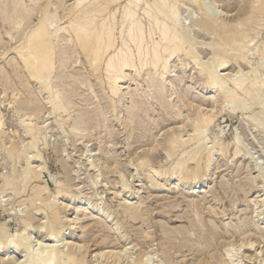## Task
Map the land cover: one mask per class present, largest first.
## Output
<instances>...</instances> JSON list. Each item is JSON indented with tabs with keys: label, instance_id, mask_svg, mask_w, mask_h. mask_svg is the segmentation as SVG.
Returning a JSON list of instances; mask_svg holds the SVG:
<instances>
[{
	"label": "rangeland",
	"instance_id": "obj_1",
	"mask_svg": "<svg viewBox=\"0 0 264 264\" xmlns=\"http://www.w3.org/2000/svg\"><path fill=\"white\" fill-rule=\"evenodd\" d=\"M0 1H4V0H0ZM43 1L45 0H42L41 2ZM53 1L54 2L59 1L58 5L60 6V8H58L59 10L56 11L57 14L56 13L54 14L55 6H53L54 8H52L53 9L52 14L54 15V18L56 17V20L59 22V23L57 22V24H54V26H56L61 23L63 24V22L65 21V19L60 16V15H64V9H65L64 7L66 6L69 7L70 4H72L75 0H56V1L53 0ZM249 1L250 0H204L202 1L203 3L200 2L199 4H196L193 0L177 1L176 10L178 8L179 10L177 11L179 12L176 11V14L178 13V16L177 15L176 16L182 19V20L179 19L181 21V24L185 25L188 28L187 30H190L189 33L191 35L189 36L190 37L192 36L191 39L196 41V45L195 48L192 49L193 51L192 53L193 54L196 53L195 55L196 57H198L197 61H199L200 63L197 61L196 63L192 62L184 70H182L180 60L184 59L185 56H180L179 58H175L174 60H171L169 62L170 63L169 68L171 66L170 69L173 72H171V74L168 75L169 76L168 78L173 79L176 76L180 78L179 80L175 81L179 93L174 94L173 96H171V98L168 97L171 100L170 99L166 100L165 98L163 104L166 103L168 105H163V106L162 104L159 105L160 101H157L158 103L157 102L155 103L154 101L149 100L150 101L149 102L147 98L146 100L143 97V99H145L146 102L142 104L144 105L143 106L144 108L141 107L143 108L141 110H144L145 106L147 107L146 109L149 108L148 112H150V117H146L147 118V120H145L146 122L145 121L141 122L142 120L140 118H137L139 122H137L138 120L136 119L137 123L135 122L134 124L132 123L133 126L135 125L139 128L141 125H143L144 130H142V132L140 130L138 131L136 130V132L139 134L135 132L133 135L131 134V136L125 134L126 131L130 128V126L126 127L125 124L122 125L123 122L122 119L123 118L125 119L127 117L126 115L127 113L129 115L128 109L129 108L131 109L130 106L132 105L131 94H129L128 97L126 96L127 98L124 99V102L122 104L119 102L116 103L117 110L119 109L122 113H120L119 110L114 111L112 108L110 109V107L107 106L109 103L108 104L106 103L108 101L106 98L107 97L106 92L108 90H102V85H100L98 79L96 80L95 77L91 78V81L89 82L90 79L87 77L88 75L85 74L86 70L85 68H83L84 66H82L79 61L82 59L81 57H79L81 59H78L76 57V62L74 63H76L77 65L76 64L73 65V63H71L73 67L71 66V64L68 67L70 72L73 71L75 73V76L76 77L78 76L77 79L80 80V78L82 77L81 79L85 80L88 78V83H87L88 86L80 85L79 83L80 81L78 80H76L77 82L75 81L73 82L72 78L67 79L68 83L70 82L68 85L70 88L67 86V90L70 91L69 98L71 97L72 101L76 99V101H74L76 107H74L73 106L74 104H72L69 106V108L70 107L71 108L69 109L68 112L66 111L65 113L63 112L62 114L60 112L55 111L53 112V114L52 113L49 114V112L47 111L48 107L46 108L45 105L46 103L45 98L47 97L46 91H42L43 92L42 93L41 90L38 89L35 83L29 84V82L24 81L25 80L24 77H23L24 79L22 78L23 79L22 80L20 77H16L15 75H13L14 73L11 64L12 63L11 57L13 56L14 53L13 52L8 53L7 51H5V54L7 53L6 54L7 58L0 57V68L3 69V71L2 70L0 71L3 73L11 72L10 76L13 80L12 81L13 85L16 84L18 86H21L20 88L23 91L25 89L24 87L30 86L34 94L36 92L37 95L36 94L35 95L38 96L37 98L40 99L41 104L42 103L44 104V107L38 111L39 113L36 112V116L37 115L38 116L37 119L35 116L34 123L36 122L40 124L41 127L43 126V129L40 130V132L37 134L36 140H33L29 138V136L25 132L23 125L19 122L22 118H24V115H22L24 113V110L23 111L20 110L19 103H17V105L10 103L11 99L13 98L12 90H10V88L9 89L7 88L6 89L7 94H6L4 92L3 85L0 84V222H4L5 225L8 228H10L11 232L13 231L26 232V230H24L25 229L24 227H26V223L29 220H24V219H29L31 217H34L33 220L35 222L33 223L34 228L30 230V233H32V235L29 234L31 235L30 246L31 247L34 246V248L36 249L39 248L38 241H41L40 238L41 239L43 238L42 242H44V244L48 242L46 245H50L49 243H51L52 247L57 245V242L59 244V240H58L59 238L58 239L55 238L56 240H53L54 238L52 239L48 235V231L46 229V225L48 222V210L46 209L45 206H43L44 205L43 201H38L37 203H34V205H31L30 200L27 199L32 193V187L37 182L34 180H29L30 183L28 184L27 183L28 180L24 177L25 173L23 174L22 172L23 170H25L24 168H26L25 166L27 165V162L33 161L36 157L35 155L38 154L42 156L43 164H45L44 166H46L45 169L42 170V178L40 180V183L46 182L47 184L46 186L48 187L49 192H51L50 194H46V195L44 194V197L49 195V197L52 198L51 195L57 193L58 183L60 181H67L71 185V188L73 190L78 187L76 190L79 189L81 191V194H77V196L79 195V197H82L84 195L85 196L84 198L90 200L95 206L99 204V206L101 205V207H104V210L101 212L99 211L98 208H93L89 212H85L82 205H80L78 202L76 203L77 204L76 215L79 217L81 224L84 226L83 237H85V239L90 242L89 244L91 246V249L89 248L90 250L88 249V253H87V257L88 258L90 257L89 260H92L91 264H95L92 255L94 254L93 251L95 250V248H97V246L103 244V245H107V247L113 246L116 250L118 249L120 250L121 244L124 242L128 244L127 246L129 247L130 250L129 252L130 253L132 252L131 254L133 255L132 257H136V255L141 251V249L142 251H145L146 249L148 250V248L149 250H154V251L156 250L155 253H153L152 255L153 259L150 260L149 262L150 264H155V263L160 264L161 262L163 264L167 263V256L164 253V250H166L167 247L169 250L171 248L173 249V250L171 249L170 251L173 258L172 264H196V262L200 260L199 259L201 258L200 255H202L203 252H204L203 257H206L208 254L210 255V251L211 254L212 252L215 251L217 253L218 251L214 249H217L218 245L216 248L215 246L218 242L219 244L227 243L224 247H222L223 253L226 254V252L230 250L232 251L233 254H237L236 256H234L233 259H239V257L246 254L249 256L253 255L254 257V254L258 253L259 256H263L264 255V250H263L264 249V237H263L264 236V178H263L264 177V104L262 105V103H264V59H263L264 57L260 55V53H262L260 50L261 49L263 50V48L260 47H262L263 46L262 44H264L263 43L264 13L258 12L259 15L257 13L258 17L257 16L256 17L259 18V21L260 23H262L263 26L261 25L259 26V28H256L255 30H254L255 27L253 22L245 23L244 21V24L239 23L240 21H243L242 19L246 15L245 14L246 9H244L245 7L244 5L246 6L251 5L249 4L250 3ZM261 1L264 3L263 0H260L259 4L257 2L255 3V5H260ZM24 2L33 6L31 0H24ZM125 2H123L121 5L118 6L119 8L117 9L118 21L121 18V11ZM217 10L219 12H217ZM204 12L207 13L209 12V14L213 15L212 17H215L217 21L220 22L224 21L223 23H228L231 25L233 22V27L237 25L236 27H238L239 32H241L240 30L247 31L248 35L247 34L246 35L248 37L254 36L253 37L254 39L256 37L255 40H252L253 45L251 44L252 42L250 41L251 37L248 38L247 36H245L247 39L246 40L244 37L245 34L243 36L241 35V37L234 35L229 37L231 34L230 35L224 34L225 36L222 34L223 35L222 36L220 33H218L216 29L215 30L213 29L214 32H212V28H215L213 27L214 25L212 23L211 25H208L204 29L201 28V30L196 29L197 28L196 24L194 26L190 25L192 26L190 27L189 23L191 24H194L195 22L196 23L199 22L200 24L202 23L199 20L201 17H203ZM37 14H39V12L35 11V13L30 19V23L34 24L39 21L40 14L39 15ZM138 14L142 16V11L140 10ZM239 16H241V18ZM58 17H60V20L58 19ZM238 19L241 20H239L238 22ZM143 21L148 29L150 27L149 20L147 18H143ZM193 21L195 22L192 23ZM3 28H5V30L9 29L8 26H4ZM13 32L15 36H18L17 30ZM219 35H221L222 37ZM224 37L226 39L228 38L227 39L228 41L230 42L232 41L230 45H229L230 42L227 43L228 41ZM235 37L236 39H234ZM221 38L222 40L227 42L224 43L221 40ZM242 38L243 40L241 41H243V43L239 42L240 41L239 39ZM8 40L9 38L7 39L5 38L4 43H7ZM198 40H202V41L199 42ZM235 40L237 41L235 42ZM244 40H246L251 45L248 48V49L251 48L250 51H252L249 52V59L251 57L250 60L253 61L240 63L241 64L240 65L238 62H235V60L237 61L239 52L242 54V51H245V50L241 51V49L246 48V46L248 45V44L246 45L247 42L245 41L246 42L245 43ZM15 42L16 39L11 41L9 44L15 46L14 45ZM233 42L237 43L238 45L243 44L242 45L243 48H241V45L238 46L237 44L236 45L233 44ZM1 46H0V55L1 53L4 54L3 50H5L4 48L6 47V46L3 47ZM223 46H225L226 48ZM233 46H238V50L240 51H237V49L235 50L236 52L233 51V49H235L233 48ZM214 48L216 49V51H218V49L220 51L216 53L214 52L215 51ZM224 48L226 50L225 52H224ZM227 50L228 51L230 50L229 51L230 54H228ZM220 52H222L223 54L221 53L220 55ZM217 54L219 55V58ZM233 55L236 56L238 55V56L236 58V56ZM262 55L264 54L262 53ZM222 56L227 57V58L223 57L226 58V60L225 59L224 60L227 61L226 63L227 66L225 65H224L225 67L216 66V71L218 75L221 74V76H227L229 78L231 82L228 81V87L235 90L236 86L238 87L239 84L238 82H235V79L239 78L237 76L240 75L243 78L245 77L246 82H248L252 86L254 92L258 91L259 96L261 98L257 95L258 98L256 97L255 100L249 99L250 97L248 98V96L247 99L245 98L244 94L238 93L242 97L237 95L239 97V98L237 97L238 99L236 98L237 100L234 98L235 100L232 99V100L224 101L221 99L219 101L215 97L216 92L214 91V89L204 87L202 83L207 75V71L210 70L209 69L210 67H212L211 69H215L214 64L217 65L219 63V60H221L220 58H222ZM230 57L232 58V60H230L231 59ZM195 64H197V66ZM64 69L65 68H63V70ZM199 71L201 73H199ZM1 72L0 75L3 74ZM77 72L83 73L84 76L86 77L84 78L83 74L80 75ZM225 72L226 75H223L225 74ZM254 72L256 74L258 73L260 76H258V74L256 75ZM72 74L69 73V76H71ZM130 74L131 75L129 77H131L134 74V72L132 71L130 72ZM230 76H232L231 79ZM256 76L257 78H261V79L257 81L258 79L255 78L257 80L254 79L256 82L253 80L254 83L253 85L252 81L250 82V80H252ZM129 77H127L124 80L126 81L125 83V87H127L126 90L127 91L131 90L132 92L135 93L136 91L135 90L133 91V89L138 87L137 82L134 79L129 80L128 79ZM17 78L18 80H16ZM59 79L60 78H58L56 75V77L53 79V82L55 81L59 82L60 81ZM19 82H21V84ZM92 83L93 85H90ZM143 85H145V89L143 87L141 91L148 90L147 84L143 83ZM72 86H76L75 89H71L73 88ZM80 86L83 87L80 88ZM90 86H94L95 88L93 87V89H96V91L93 90L92 87ZM168 89L171 88L169 87ZM262 90L263 92H261ZM170 91L168 93H170ZM259 91L261 92V94ZM73 92H75V95ZM71 93L73 95H71ZM165 95L166 94L164 92L163 96L166 97ZM184 95L186 97H190L191 99L186 98V100L183 101L181 98ZM136 96L138 97V95ZM18 97L19 96H17L16 98L14 97V99H18ZM85 97L88 99V101H86L88 103H83L85 101L81 100L84 99ZM187 101L191 103L193 102L196 106L197 105L202 106V108L203 109L205 108V110L208 112L211 109L214 111L217 110L220 111L215 122L211 125V127L207 131V135H208L207 143H210L208 144L209 146L212 145L211 142L213 141L211 140H214V137L216 135L222 134L223 136L220 135L221 136L220 140L224 144L228 153L226 156H223L218 151L214 152L213 154L214 156L212 158L213 164L211 163L210 166L211 170L207 175L208 177L205 180L201 181L195 187L194 186L187 187L185 185L173 183L168 176L167 177L162 176L156 179L154 178L155 180L149 181L150 180L149 174L152 173L146 171L149 165L154 168H157L160 165H163V162L166 159L164 158L165 152L162 149L163 146L161 145L162 147L160 146L156 148L158 152L150 151L149 154L151 155L149 156L150 159L149 165H147V163L146 165H144V163L141 164L142 161L137 159L138 161H140L139 164L138 161L135 160V158H139L138 155L140 156L142 152L144 154V152L147 149L154 147L153 145L157 143V140H160L161 138L162 139L165 138L164 137L165 132L168 130L171 131L172 129L180 128L179 130L182 129L181 133L183 134L182 135L183 138L184 139L188 138L189 133L186 132L188 130V127L186 128V126H188L192 122L193 120L192 116H194V110L193 107L191 108V103H188ZM254 101L257 102V104ZM99 102L103 103V106L97 109L96 104H98ZM148 103H150V106ZM245 103L247 106L245 105ZM241 105L245 106V108L242 109ZM80 106L82 109H79ZM77 107H79L78 111L80 112L77 111ZM18 108L19 110H16ZM88 108L89 110L94 111L90 113V115L92 116L91 122L93 120L97 121L101 119L102 120L101 126L100 125L95 126L88 130H82V131L80 129H79L80 131L78 129L72 130L77 119L80 120L81 117L84 116L87 113V111H89V110L86 111V109ZM190 108L192 111H190ZM82 110H85L86 112ZM135 110H137V108ZM98 111H100V113ZM76 113H78L79 115ZM117 114L118 116H122L119 117V119L121 120L116 119L117 117L115 116H117ZM76 115L79 117H77ZM95 117H98L97 120ZM164 118H171V120L170 119L164 120ZM63 120H65L66 122L64 123ZM107 125L108 127L109 125L112 126L114 128V131L116 132L112 137L109 136V134H107L108 131L105 130L107 128ZM183 126H185V128ZM145 127L147 128V130L145 129ZM239 135L240 136L247 135L248 137L247 144L244 147V153L245 155L247 154L248 156H250L249 159H247V157L245 156L234 158V156L232 155L234 143L236 142V139L237 137H239ZM111 139L113 141V145H111L112 147L109 146V140ZM33 144L34 145L37 144V145L34 146ZM14 146L16 149H14ZM186 148H189V145ZM19 151L22 152L23 154L20 153ZM26 153H28V155ZM9 154L12 157H10ZM134 154L137 157H135ZM130 157H132L133 159ZM92 160L95 163H93ZM116 161L118 162L117 164L119 168L116 167L117 165ZM91 163L93 164L90 165ZM34 164H39V163H34ZM94 164H96L97 166ZM104 165H106L105 166L106 168H103ZM188 165L190 167L193 166V164L191 163H189ZM110 166L111 169H109ZM22 181L25 182V184L24 183L22 184L21 183ZM123 182L126 184V186L129 184L127 187H125V189H123L124 187L123 188L121 187ZM78 191L75 192L78 193ZM54 198L55 197L53 196L51 200H53ZM138 200L144 202L143 207L144 209H146L145 211H147L149 214L147 220H141L140 218L139 219L129 218L131 213L137 211V206L139 204ZM194 202L199 203V206L196 210L194 209L195 207L193 206ZM255 209L258 210L260 209L259 211L261 213V216L258 217L259 220L258 218L256 219L252 218L253 211ZM108 213L112 215L110 218L107 217ZM239 229L242 230V232H244V230L245 231L247 230L246 231L247 233L245 232V234H243ZM145 233L147 234L150 233V234L149 236H147V234ZM103 235L108 236V241H110V243L107 242V244H105L106 242H104ZM244 237L245 239H251L253 242H255V245L253 246L247 245L245 247L241 246L242 239ZM221 239H223V242H221L222 241ZM162 240H165V243L163 244L164 246L161 243ZM215 240H218V242H216ZM259 241L262 242L260 243ZM179 246L182 248V250H178ZM125 257L127 258V256ZM247 260H246L247 262L246 264H254V262L255 264H257V262L258 264H261V262L262 264H264V259H261V261L260 259H256V260L253 259L252 261L250 259ZM119 263L121 264L122 260H120ZM226 263L230 264V261ZM7 264L10 263L7 262ZM64 264H70V263L65 262Z\"/></svg>",
	"mask_w": 264,
	"mask_h": 264
},
{
	"label": "bare ground",
	"instance_id": "obj_2",
	"mask_svg": "<svg viewBox=\"0 0 264 264\" xmlns=\"http://www.w3.org/2000/svg\"><path fill=\"white\" fill-rule=\"evenodd\" d=\"M31 1L33 3V6L24 2V0L0 1V14H1L0 15V46L1 45H2L1 47L6 46L4 48L5 50H3L4 54L1 53L0 57H6L7 53L5 54V51H7L8 53L9 52L14 53L13 56L11 57V62H12L11 64H12L13 73H14L13 75H15L16 77H20L21 79L24 77L25 78L24 81L29 82V84L35 83L36 86L38 87V89L41 90V92L46 91L47 97L45 98L46 99L45 105H46V108L48 107L47 111L49 112V114H51V113L53 114V112H55V111L60 112L62 114H63V112L64 113L66 111L68 112L69 109L71 108V107L69 108V106L75 103L74 101H76V99L74 101H72L71 97L69 98L70 91L67 90V86L69 85L70 82L68 83L67 79L72 78L73 82L74 81L77 82L76 80H78V81H80L79 82L80 85H87L88 78L90 79L89 80V82H90L91 78L95 77L96 80L98 79L100 85H102V90H108L106 92L107 93L106 98L108 100L106 103L107 104L109 103L107 106H109L110 109L112 108L114 111L117 110L116 103L119 102L122 104L124 102V99L127 98L129 94H131L132 105H130L131 109L130 108L128 109L129 115L127 113L126 114L127 117L125 119L124 118L122 119V121H123L122 125L125 124L126 127L130 126V128L126 131L125 134H128V136H131V134L133 135L136 132V130L137 131L140 130L141 132H142V130H144L143 125H141L139 128L135 125L133 126L134 122L135 123L139 122V120L137 118H140L142 120V121L141 120L140 121L143 122V121L147 120L146 117H150V112H148L149 108L146 109L147 107L145 106V109L141 110L144 108L143 107L144 105H142V104L144 102H146L147 99H148V101L149 100L154 101L155 103L157 101H160L159 105L162 104V106H163V105H168L166 103L163 104V101L165 100V98H166V100L167 99L169 100L171 98V96L179 93L178 87H176L177 84H175L176 83L175 81L179 80L180 78H178L177 76L173 78L174 80L168 78L169 77L168 75L171 74V72H173L170 69L171 66L169 68V64H170L169 62L171 60H174L175 58H179L180 56H185L184 59H181L182 61L180 60L181 69L184 70L189 64H191L192 62L196 63V61L198 60L197 59L198 57H196V55H195L196 53L195 54L192 53L193 52L192 49L195 48L196 41L191 39L192 36L191 37L189 36V35H191L189 33L190 30H187L188 28L185 25L181 24L180 20H182V19L177 17L178 13L176 14V11L179 9L177 8V10H176V4H177L178 0H75L72 4H70L69 7L68 6L64 7L65 8L64 9V15H60V16L63 17L65 19V21L63 22V24L61 23V24H58L56 26H54V24H57L58 21L56 20V17L54 18V15L52 14V10H53L52 8H54L53 6H55L54 14L55 13L57 14L56 11L59 10L58 8H60V6L58 5L59 1L58 2H54L53 0H45L43 2H41L42 0L41 1L40 0H31ZM193 1L196 4H199L200 2H202L204 0H193ZM39 2H41V3H39ZM123 2H125V4L122 7L121 18H120V20H119L120 22H119L118 17H117V14H118L117 9H119L118 6L121 5ZM249 2H250L249 4H251V5H248V6L244 5L245 7L243 6L244 9H246V13H245L246 15L243 17V19H242L243 21L239 22V20H241V19H238V22L242 23V24H244V21H245V23H247V22L252 23L253 22L254 27H255L254 30H255L256 28H259V26L262 25V23H260V21H259V18H257L258 17L257 13L258 12L264 13V3L261 1L260 5H255V3H257V2L259 4L260 0H250ZM178 5H177V7H178ZM188 6H190V5H188ZM140 10L142 11V16L138 14V12ZM35 11L39 12L40 18H39V21L37 23L32 24V23H30V19L33 16V14L35 13ZM177 12H179V11H177ZM217 12H219V11L217 10ZM39 14H37V15H39ZM258 15H259V13H258ZM212 16L213 15L209 14V12L208 13L204 12L203 17H201V18L199 17L200 18L199 21L202 22L201 24L199 22L196 23L195 21H193L192 23H194V22L195 23L194 24L189 23V26L190 25L194 26L196 24L197 28L196 27L195 28L201 30V28L204 29L208 25H211V23H212L214 25L213 27H215V28L211 27L212 32H214L213 29L214 30L216 29L218 31V33H220L221 35L222 34L223 35L224 34L225 35L231 34L229 37H231L232 35L240 36V37H241V35L243 36L244 34H245L244 37L248 35L247 31L240 30L241 32H239L238 27H236L237 25H235V27H233V22H232V25L228 24V23H223L224 21L223 22L217 21L216 18L212 17ZM239 17L241 18V16H239ZM143 18H147L149 20L150 27L148 29L145 26ZM58 19L60 20V17H58ZM61 20H63V19H61ZM24 22H25V24H24ZM185 23H186V21H185ZM4 26H8L9 29L5 30V28H3ZM192 26H190V27H192ZM16 30H17L18 36L14 35L13 31H16ZM252 30H253V28H252ZM221 35H219V36H221ZM257 35H259V34H257ZM226 37H228V36H226ZM253 37L254 36L248 37V38H250L251 42H252V40L256 39V37H255V39ZM5 38L6 39L9 38L8 42L6 41L7 43H4ZM14 39H16V42L14 44L15 46H12V44H9V43L11 41H13ZM234 39H236V37ZM245 39H246V37H245ZM221 40H222V38H221ZM237 40H235V42ZM239 40H238L239 42L243 43V41H241V40H243V38L239 39ZM246 40H244V42ZM198 41L200 42L202 40H198ZM222 41L225 43L228 40L227 41L222 40ZM229 42L230 41H228L227 43H229ZM231 42L229 43V45L231 44ZM235 42H233V44L236 45L237 43H235ZM248 42H249V39H248ZM248 42L246 43V45L248 44L247 46L244 44L246 46V48H243L242 47L243 44H240L241 48H243V49H241V51L242 50H245V51H242V54L239 52V56L237 55L238 58L236 55H233V56H236V58H237V61L235 60V62H238L240 64V63H244V62L253 61V60H250L251 57L249 59V52H252V51H250L251 48L248 49L251 46L250 43H248ZM201 44H202V42H201ZM218 44H221V43H218ZM251 44L253 45V42ZM206 45H207V43H206ZM221 45H224V44H221ZM240 45H238V46H240ZM262 45L263 46L260 48H263V50L262 49L261 50L259 49V50L264 54V44H262ZM204 46H205V44H204ZM238 46H233V48H235V49H233V51H235L236 49H237V51H240V50H238ZM212 47H213V45H212ZM223 47H225V46H223ZM231 47H232V45H231ZM225 48H224V52L226 51ZM259 50H258V53H259ZM219 51H220L219 49H218V51H216V49H215L214 52L217 53ZM229 51H228V54H230ZM221 53L222 52H220V55H221ZM262 53H260V55L264 57V55H262ZM226 54H227V52H226ZM217 56L219 58L218 54H217ZM227 56H229V55H227ZM76 57L78 59L82 58L79 61H80L81 65L84 66L83 68H85V70H86L85 74L88 75L87 76L88 78L85 80H82L81 79L82 77L80 78V80L77 79L78 76L76 77L75 73L73 71H71V72L69 71L68 66L71 63H73V65L76 64V63H74V62H76ZM79 57H81V58H79ZM223 57H226V56H222V58H220L221 60L218 59L219 63L217 65L214 64L215 69H211L212 67H210V68L208 67L210 70L207 71V75L204 78V81L202 83L204 85V87L214 89V91L216 92L215 97L219 101L221 99L224 101H228V100H232V99L235 100L238 96H240L238 93L244 94L245 98H247V96H248V98L250 97L249 99L255 100L257 95L259 96V93H258V91L254 92L252 86L248 82H246L245 77L243 78L242 76L239 75V76H237L239 78H236L238 80H236L235 78H232V79H235V82L239 83L238 87L236 86V88L238 90L236 88L234 90V89H231L230 87H228V81L229 82H231V81L229 80V78L227 76H221L220 73H219L220 75L217 74L216 66H224V65L227 66L226 65L227 61H225L227 57L226 58H223ZM215 59H217V58H215ZM230 60H232V58ZM260 60H262V59H260ZM77 62H78V60H77ZM197 62H199V61H197ZM195 65L197 66V64H195ZM7 66H9V65H7ZM71 66H72V64H71ZM174 67H175V65H174ZM2 68H3V66H2ZM61 68H62V71H61ZM63 68H65V69L63 70ZM254 69H255V66H254ZM0 70L3 71V69H1V68H0ZM85 70H82V71H85ZM132 71L134 72V74L131 77H129L131 75L130 72H132ZM72 72H73V74H72ZM203 72H204V70H203ZM1 73H3V72H1ZM10 73L11 72H7V73H3L0 75V84L3 85L5 93H6L7 88L8 89L10 88V90H12V97L13 98L11 99L10 103L16 104V105H17V103H19L20 110H22V111L24 110V113L23 114L21 113L22 115H24V118H22L19 122L23 125L25 132L27 133L29 138L36 140L37 134L40 132V130L43 129V126L41 127L40 124H38L36 122L34 123V118L36 116V112L41 110L44 107V104L43 103L41 104L40 99L37 98L38 96H36L37 95L36 92H35V94H36L35 95L33 90H31L30 86L24 87L25 89L23 91L20 88L21 86H18L16 84L13 85V82H12L13 80L10 76ZM69 73H71L72 75L69 76ZM77 73H79V72H77ZM199 73H201V72L199 71ZM79 74L82 75L83 73H79ZM56 75L58 78H60L59 82H56V81L53 82V79L56 77ZM223 75H226V72ZM15 76H13V77H15ZM258 76H260V75L258 74ZM83 77L85 78L86 76H84V74H83ZM127 77H129L128 78L129 80H133V79L136 80L138 87L133 89V91L134 90L136 91L135 93L129 89H128L129 91L126 90L127 89V87H125L126 81H124V80ZM231 77L232 76H230V79H231ZM255 78H257V76L254 77L252 80H250V82L252 81V83H253V80ZM257 79H255V80L259 81V79H261V78H257ZM16 80H18V78ZM19 83L21 84V82H19ZM143 83L147 84L148 90L141 91L143 89V87L145 89V85H143ZM90 85H93V83ZM253 85H254V83H253ZM261 85H263V84H261ZM72 87L73 88H71V89H75L76 86H72ZM82 87L83 86H80V88H82ZM90 87H92V89H93L94 86H90ZM169 87L171 89H168ZM93 90L96 91V89H93ZM77 91H78V89H77ZM169 91H170V93H168ZM75 92H73L74 95H75ZM164 92L166 94L165 95L166 97L163 96ZM261 92H263V90ZM261 92H260V94H261ZM71 95H73V94L71 93ZM136 95H138L139 98ZM17 96H19L18 99H14V97L16 98ZM77 96H78V94H77ZM88 97H90V96H88ZM143 97L145 99L146 98L147 99L145 100V99H143ZM168 97H170V98H168ZM178 97H179V95H178ZM240 97H242V96H240ZM82 98H83V95H82ZM186 98L191 99L190 97H186L185 95L181 99L184 101V100H186ZM81 100L85 101L83 103H88V102H86V101H88V99L86 97L84 99H81ZM79 103H78V105H79ZM95 103H94V105H95ZM155 103H154V105H155ZM188 103H191V102H188ZM255 103L257 104V102H255ZM148 104L150 106V103H148ZM263 104L264 103H262V105ZM245 105H246V103H245ZM73 106L76 107L75 104ZM81 106H80V108L77 107V111H78V108L82 109ZM102 106H103V103L99 102L98 104H96L97 109L99 107H102ZM130 106H128V107H130ZM105 107H106V105H105ZM141 107H143V108H141ZM189 107H190V105H189ZM192 107L194 110V116H192L193 117L192 122L188 126H186V128L188 127V130L186 132L189 133L187 139L183 138V136H182L183 134L181 133L182 129L179 130L180 128L179 129H172L171 131L168 130L165 132V136H164L165 138H163V139L161 138L160 140L156 139L157 143L153 145L154 147L147 149L144 152V154L142 152L141 153L142 155L141 154H140V156L138 155L139 158H135V160H137V159L141 160L142 161L141 164L144 163V165H146V163H147V165H149V161H150L149 156L151 155V154H149L150 151L158 152L156 150V148L160 147L161 145L163 146V147L162 146L161 147L165 152L164 158H166V159L163 162V165H160L159 167L156 166L157 168H154V167L149 165V167L146 170L149 173L152 172L151 174H149V179H150L149 181H153L156 178H159L162 176H166V177L168 176L172 180L173 183H178L180 185H185L187 187H190V186L195 187L201 181L205 180L208 177L207 175H208L209 171L211 170L210 169L211 163L213 164L212 158L214 156L213 155L214 152L218 151L223 156L227 155V153H228L227 149L225 148L224 144L220 140V137H221L220 135H222V134H220L221 131L219 133L220 135H216L214 137V140H211V141H213V142H211L212 145L209 146L208 144H210V143H207V136H208L207 131L211 127V125L215 122L220 111H218V110L214 111L212 109H211L212 110L211 111L209 109L210 111L208 112L205 110V108L203 109L202 106H200V105L196 106L193 102L191 103V108ZM241 107H242V109L245 108V106H242V105H241ZM19 108L16 110H19ZM136 108H137V110H135ZM191 108H190V111H192ZM87 110H89V108L86 109V111ZM82 111L86 112L85 110H82ZM78 112H80V111H78ZM91 112H94V111L89 110V111H87V113L84 116H82V117L80 116L81 119L80 118H79L80 120L77 119L72 130H75V129L79 130L80 129L82 131V130H88V129L93 128L95 126H99V125L101 126L102 120L101 119L97 120L98 117H95L97 121L93 120L91 122V119H92V116L90 115ZM98 112L100 113V111H98ZM119 112L122 113L120 110H119ZM76 114H78V113H76ZM92 115H93V113H92ZM37 116H36V119H37ZM77 117H79V116H77ZM103 117H104V115H103ZM115 117H117L116 119H119V117H122V116H118V114H117V116H115ZM60 119H59V122H60ZM66 119H67V117H66ZM165 119L171 120V118H164V120ZM65 120H63L64 123L66 122ZM119 120H121V119H119ZM164 120H163V122H164ZM45 124H47V123H45ZM183 127L185 128V126H183ZM145 129L147 130L146 127H145ZM105 130L108 131L107 134H109V136H111V137L116 133L114 131V128L110 125H109V127L107 125V128ZM137 134H139V133H137ZM146 137H147V135H146ZM107 139H109V138H107ZM247 139H248L247 135H241V136L239 135V137H237L236 142L234 143L233 152H232V155L234 156V158H238L240 156L241 157L245 156V157H247V159L250 158V156H248L247 154L245 155V153H244V147L247 144ZM33 142H35V141H33ZM36 145H34V146H36ZM111 145H113L112 139L109 140V146H111ZM188 145H189V148H186V147H188ZM30 147H28V148H30ZM32 148H33V146H32ZM14 149H16L15 146H14ZM64 149H65V147H64ZM16 153H15V155H16ZM20 153H22V152H20ZM26 154L28 155V153H26ZM35 154H37V153H35ZM9 156H10V154H9ZM35 156L36 157L33 161H30V162L28 161L29 163L27 162V165L25 166L26 168H24L25 170L21 169V170H23L22 173L23 174L25 173L24 177L28 181L34 180L37 182L32 187V193L27 199L30 200L31 205H34V203H37L38 201H43V204H44L43 206H45L46 209L48 210V222L46 225L48 235L50 238H52V239L54 238L53 240H56L59 238L58 239L59 244L57 242V245L52 247L51 243H49L50 245H46L48 242L46 244H44V242H42L43 238L42 239L40 238L41 241L36 240V241H38V247L39 248L36 249V248H34V246L33 247L30 246V243H31V240H30L31 237L30 236L32 235V233H30V230H32L34 228V226H33V223H35L33 221L34 217H31V218L26 217L29 219H24V220H29L26 223V227H24L25 228L24 230H26V232H24L22 230H21L22 232H20V231L19 232H17V231L11 232L10 228H8L4 222H0V264H7V262L10 264L11 263H13V264H64L65 262L70 263V264H91L92 260H89L90 257L89 258L87 257L88 249L89 248L91 249V246L89 244L90 242L87 241L85 239V237H83L84 236V226L81 224L79 217L76 215V208H77L76 203L78 202L80 205H82L85 212H89L93 208H98L99 211L101 212L104 210V207H101V205L99 206V204H97L95 206L90 200H88L87 198H84L85 196L83 194H82L83 195L82 197H79V195L77 196V194H81V191L79 189H78L79 191L76 190L78 187L73 190L71 188V185L67 181H60L58 183L57 193L51 195L52 198H53V196L55 197L53 200H51L52 198L49 197V195L44 197V194L46 195V194L51 193V192H49V189L46 186L47 185L46 182L40 183V180L42 178V170L45 169L46 166H44L45 164H43V161H42L43 158L41 155L37 154ZM134 156H135V154H134ZM219 156H221V155H219ZM10 157H12V156H10ZM135 157H137V156H135ZM130 158H132V157H130ZM139 162L140 161H138V163ZM34 163H39V164H34ZM93 163H95V162L93 161ZM93 163H91L90 165H92ZM117 163L118 162L116 161V164ZM189 163L193 164V166L190 167L188 165ZM96 164H94V165H96ZM94 165H93V167H94ZM105 166L106 165H104L103 168H106ZM116 167H118V164L116 165ZM107 168H109V167H107ZM109 169H111V166ZM106 172H107V170H106ZM23 174H22V176H23ZM21 179H22V177H21ZM24 181H26V180H24ZM28 181H27V183L29 184L30 181L29 182ZM5 182H6V180H5ZM21 183L25 184V182H23V181ZM28 184H26V185H28ZM4 186H5V184H4ZM127 186L123 182L121 187L122 188L124 187L123 189H125V187H127ZM183 190H184V188H183ZM75 191H78V193H76ZM182 194H184V193H182ZM138 202H139V204L137 206V211L131 213L129 218H136V219L140 218L141 220H147V217L149 216V214L147 211H145L146 209H144V207H143L144 202H142L141 200H138ZM193 206L195 207L194 209L196 210L199 206V203L194 202ZM37 208H39V207H37ZM39 209H41V208H39ZM259 210L255 209L253 211L252 218L256 219V218L261 216V213ZM127 211H128V209H127ZM111 216H112L111 214H109V213L107 214L108 218H110ZM258 220H259V218H258ZM20 229H22V228H20ZM240 231H241V233L245 234V232L247 230L246 231L244 230V232H242V230H240ZM118 233H119V231H118ZM29 234H31V235H29ZM145 234H147V233H145ZM149 234L150 233H148L147 236H149ZM103 236H104V242H106L105 244H107V242L110 243V241H108V236H106V235H103ZM220 236H222V235H220ZM221 238H224V237H221ZM243 239H242V245L241 246L245 247L247 245H249V246L255 245V242H253L251 239H245V237ZM221 240L220 241L223 242V239H221ZM215 241L218 242V240H215ZM259 242L261 243L262 241H259ZM118 243H120V242H118ZM161 243L163 245L165 243V240H162ZM226 244L225 243L219 244V242H218L215 246V248H216L218 245L217 249L213 248L214 250H217L218 252L216 253V251H215V252H212V254H211V251H210V255H209L208 251H207L208 255L206 257H203V253H204L203 252L202 255H200L201 256V258H199L200 260H198V262H196V264H227L226 262H228V261H230V264H246L247 259H250L251 261L253 259H255V260L260 259V261H261V259H264V255L259 256L258 253L254 254V257H253V255L249 256L246 254V255H242L241 257H239V259H233L234 256H236L237 254H233L232 251H230V250L227 251L226 254L223 253V251H222V247H224ZM127 245L128 244H126L125 242L122 243L120 250L119 249L116 250L113 246L107 247V245H103V244L100 246H97V248H95V250L93 249L94 254L92 256L94 258L93 259L94 263L95 264H112V263L117 264L120 262V260H122L121 264H150L149 263L150 260L153 259L152 255H153V253H155L156 250L155 251L149 250V248H148V250L146 249L147 251L145 249H144L145 251H142V249H141L142 252L140 251L136 255V257H132L133 256V255H131L132 252L131 253L129 252L130 250H129V247ZM211 245H210V247H211ZM171 249L169 250L167 247L166 250H164V253L167 256V263L168 264H172V260H173L171 252H170ZM178 250H182V248L179 246ZM205 252H206V250H205ZM125 256H127V258ZM124 257L126 260L124 259ZM131 257H132V259H131ZM243 262H245V263H243ZM167 263H165V264H167ZM254 264H255V262H254ZM257 264H258V262H257ZM261 264H262V262H261Z\"/></svg>",
	"mask_w": 264,
	"mask_h": 264
}]
</instances>
